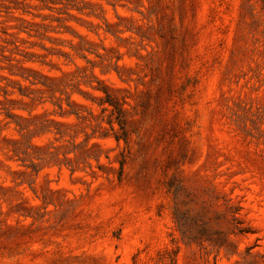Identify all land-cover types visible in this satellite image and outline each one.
I'll return each mask as SVG.
<instances>
[{
	"label": "rangeland",
	"instance_id": "rangeland-1",
	"mask_svg": "<svg viewBox=\"0 0 264 264\" xmlns=\"http://www.w3.org/2000/svg\"><path fill=\"white\" fill-rule=\"evenodd\" d=\"M0 264H264V0H0Z\"/></svg>",
	"mask_w": 264,
	"mask_h": 264
}]
</instances>
